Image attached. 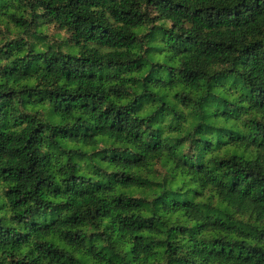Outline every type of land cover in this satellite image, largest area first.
Wrapping results in <instances>:
<instances>
[{"label":"clouds","instance_id":"clouds-1","mask_svg":"<svg viewBox=\"0 0 264 264\" xmlns=\"http://www.w3.org/2000/svg\"><path fill=\"white\" fill-rule=\"evenodd\" d=\"M2 169L0 264H264V0H0Z\"/></svg>","mask_w":264,"mask_h":264},{"label":"trees","instance_id":"trees-1","mask_svg":"<svg viewBox=\"0 0 264 264\" xmlns=\"http://www.w3.org/2000/svg\"><path fill=\"white\" fill-rule=\"evenodd\" d=\"M145 78H147V77H145ZM2 95L4 97L10 98L12 94L11 93H5V94H2ZM10 174H11V170L10 169H2V170H0V175H4V178L6 180L8 179V175H10ZM54 191H56V190H54ZM116 196H117L118 199L126 197L129 201H132L134 199L133 196H130L127 193H124V192H118L116 194ZM126 219H127V217H126Z\"/></svg>","mask_w":264,"mask_h":264},{"label":"rangeland","instance_id":"rangeland-1","mask_svg":"<svg viewBox=\"0 0 264 264\" xmlns=\"http://www.w3.org/2000/svg\"><path fill=\"white\" fill-rule=\"evenodd\" d=\"M145 79H147V78H145ZM99 142V141H98ZM118 193V192H117ZM116 193V194H117ZM128 195H130V196H133L134 197V193L133 192H129V193H127Z\"/></svg>","mask_w":264,"mask_h":264}]
</instances>
